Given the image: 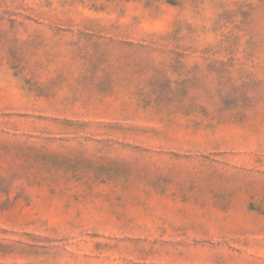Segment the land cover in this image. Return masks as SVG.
Segmentation results:
<instances>
[{
    "label": "rangeland",
    "instance_id": "obj_1",
    "mask_svg": "<svg viewBox=\"0 0 264 264\" xmlns=\"http://www.w3.org/2000/svg\"><path fill=\"white\" fill-rule=\"evenodd\" d=\"M0 264H264V0H0Z\"/></svg>",
    "mask_w": 264,
    "mask_h": 264
}]
</instances>
